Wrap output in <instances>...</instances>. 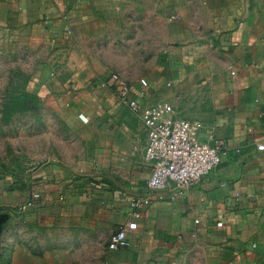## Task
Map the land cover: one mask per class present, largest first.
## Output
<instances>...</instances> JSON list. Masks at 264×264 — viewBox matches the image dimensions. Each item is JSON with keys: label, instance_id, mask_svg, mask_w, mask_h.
Wrapping results in <instances>:
<instances>
[{"label": "crops", "instance_id": "0c3cea01", "mask_svg": "<svg viewBox=\"0 0 264 264\" xmlns=\"http://www.w3.org/2000/svg\"><path fill=\"white\" fill-rule=\"evenodd\" d=\"M3 37L41 47L36 52L50 60L43 68L70 67L67 76L53 71L63 84L90 67L93 78H108L111 68L138 89L144 79L141 94L133 89L141 102L172 105L174 117L201 123L196 139L208 141L210 132L229 144L197 185L169 182L158 201L141 205L129 246L108 250V261L264 264V149L257 148L264 145V0H0ZM92 50L110 58L90 64ZM133 53L136 78L125 71L135 66ZM102 90L87 93L90 103L107 95ZM96 103L80 157L48 172L36 207L53 215L57 203L78 222L108 221L114 232L146 194L148 130L124 105Z\"/></svg>", "mask_w": 264, "mask_h": 264}, {"label": "rangeland", "instance_id": "374dc122", "mask_svg": "<svg viewBox=\"0 0 264 264\" xmlns=\"http://www.w3.org/2000/svg\"><path fill=\"white\" fill-rule=\"evenodd\" d=\"M35 46L28 40L16 44L0 39V264H106L112 233L108 221L80 223L57 203L53 215L42 213L45 206H19L34 190L43 194L41 185L50 184L49 171L80 157L82 140L91 137L87 125L94 118L91 110L99 107L96 102L116 103V93L109 88L98 99L104 87L96 85L94 68L76 69L77 80L63 84L53 71L67 76L72 69L41 67L50 60ZM88 54L90 64L92 58H110L104 51ZM132 55L135 66L125 71L136 78L141 68L137 53ZM130 85L139 94L148 86L144 79L139 89ZM164 89L173 94V84H164ZM88 92L99 94L92 98L94 104Z\"/></svg>", "mask_w": 264, "mask_h": 264}, {"label": "built area", "instance_id": "2783aa9c", "mask_svg": "<svg viewBox=\"0 0 264 264\" xmlns=\"http://www.w3.org/2000/svg\"><path fill=\"white\" fill-rule=\"evenodd\" d=\"M96 85L113 89L116 102L139 118L148 130L144 156L150 174L146 181V194L133 202L130 220L110 234L107 248L116 251L129 246V232L137 229L141 205L149 206L158 201L161 191L169 182L185 189L197 185L205 176L217 170L221 154L229 149V144L224 139L215 138L210 132L208 141H199L195 135L202 127L200 122L174 117V108L169 104L145 105L136 97L128 81L117 72L98 80ZM257 148L263 150L264 145L259 144ZM41 197L42 194L34 190L19 206L22 209L34 207ZM217 225L221 226L222 222ZM106 264L112 262L107 260Z\"/></svg>", "mask_w": 264, "mask_h": 264}]
</instances>
